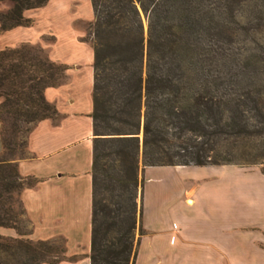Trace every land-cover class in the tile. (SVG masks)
Returning a JSON list of instances; mask_svg holds the SVG:
<instances>
[{
	"label": "trees",
	"instance_id": "obj_1",
	"mask_svg": "<svg viewBox=\"0 0 264 264\" xmlns=\"http://www.w3.org/2000/svg\"><path fill=\"white\" fill-rule=\"evenodd\" d=\"M7 1L0 32L29 25L23 10L46 2ZM90 3L89 264H133L143 231L139 163H260L264 173V0ZM67 68L39 44L0 48V226L15 231L0 234V264L75 258L65 253L64 237L32 238L20 228L19 193L38 179L21 175L16 163L26 156L19 137L56 117L43 90L63 82Z\"/></svg>",
	"mask_w": 264,
	"mask_h": 264
},
{
	"label": "crops",
	"instance_id": "obj_2",
	"mask_svg": "<svg viewBox=\"0 0 264 264\" xmlns=\"http://www.w3.org/2000/svg\"><path fill=\"white\" fill-rule=\"evenodd\" d=\"M57 1L65 4L72 0H46L42 6H37L43 8L44 19L54 17L55 25L58 22L55 17L61 11L55 5ZM83 3L85 12L77 15L91 17L90 0H83ZM29 11L30 8L23 11L27 17L32 14ZM30 27L14 26L1 31L0 44L11 45L23 35L29 36L32 34ZM67 39L51 44L50 55L52 59L75 66L69 68L66 81L43 90L44 97L54 104L57 115L39 119L26 136L27 155L17 159V170L21 175H31L38 180L23 187L19 197L31 224L29 235L33 238L60 235L65 239V253L75 255L74 259H61L52 264H89L92 48L87 43ZM60 48L64 50L62 53ZM248 171H235V181L232 180L229 186L227 174L212 172L200 176L203 186L190 184L182 189L167 188L166 193L170 192L175 203L165 201L161 206L152 203L147 206L142 202L141 234L159 228L163 233L162 246L176 249L170 253L173 257L194 258L196 261L192 264H230L231 259L238 258L243 259L239 264H264V211L260 210H264V197L260 207V198L253 196L255 189L260 190L257 187L249 188L252 197L246 199L242 179L252 177L257 170ZM255 175L264 178L260 171ZM210 178L209 186H204L208 184L205 179ZM151 211L157 219L163 220L153 225L147 215ZM245 230L256 233L248 237L239 235ZM0 234L14 235L15 231L0 226ZM179 264L187 262L180 261Z\"/></svg>",
	"mask_w": 264,
	"mask_h": 264
},
{
	"label": "rangeland",
	"instance_id": "obj_3",
	"mask_svg": "<svg viewBox=\"0 0 264 264\" xmlns=\"http://www.w3.org/2000/svg\"><path fill=\"white\" fill-rule=\"evenodd\" d=\"M9 5H10L9 1L7 0L1 1L0 9L1 10L5 9ZM55 5L60 8L59 10H61L59 11L57 18L55 17V20H58L56 25L55 22L53 23L54 17H50L47 20L44 19L45 16L44 13L42 12L43 8L39 9V7H31L30 8L31 11L29 12H31L32 14L29 16V18L31 19V23L29 25L32 26L30 27L32 34H30L29 36L23 35L22 39L17 40L14 44L11 45L0 44V48L4 46L17 45L21 42L27 41L29 43L41 45L44 48L47 55L51 58L50 48H51V44L55 43V41L65 42L68 40L67 38H69L72 39L73 42L75 41L84 42L87 43L89 46H91L90 41H88L85 38L88 37L89 22L91 21L92 16L87 17L84 15L82 16L77 15V14L81 15L85 12V6L83 0H72L71 2L68 3L67 1H65V4H62L61 1H57L55 2ZM23 15H25L24 12ZM29 25H17V26H29ZM60 50H61L60 53L64 51L61 48ZM66 64L68 68L65 71L64 81L68 79L69 68H74L75 66V64H69V63ZM138 136L139 139L141 140V130L139 131ZM19 138L20 140H25L26 133L25 134L23 133ZM0 149H1V142H0ZM23 155H27L26 149L23 152ZM261 166L262 165L260 163H224V164H218L217 166H213V167L178 168L168 165L141 166L139 163L138 183L136 186L135 202L137 207H139L140 203L142 206V202L147 206L150 205L151 203L153 205L159 204L161 206L165 201L166 202L169 201L170 203H173L175 201V198L169 196L170 192L166 193L167 190L170 188L182 189L183 187L188 186L190 184H194V186H198V185L203 186V182L202 179H200V176L212 172L214 173L223 172L227 174L228 176L227 183L229 186L232 180L235 181L233 179L234 177L233 175L235 171L249 170L248 172L253 173L256 170L260 171ZM256 173H254L252 177L250 176L248 178L245 177L244 179H242L241 185L244 188H246L245 190V192L247 193L246 199L252 197L249 188L255 189L258 187L260 189L258 192L257 189H255L256 191L254 190L253 196L255 198L257 197L258 200L260 198V207H261L262 206L261 200L264 197V178H262V176L260 175L259 176L255 175ZM211 178L205 179V181L208 184H205L204 186H209V182L211 181ZM131 191H132V187L129 185L127 191L125 190L124 193L129 195ZM255 193L257 196L255 195ZM103 194L107 196L108 191H104ZM260 210L264 211L263 208H261ZM147 215H149L148 216L149 220L152 221L153 225H156L158 221L163 220L162 218L157 219L155 212L152 211ZM25 216L23 215L21 217L20 228L24 230L30 228L31 231L30 221L27 220ZM139 224L141 225V222ZM255 233L256 232L254 230H245L242 231V233H239V235L248 237L254 235ZM162 236L163 233L159 231V228L158 229L153 228L147 232H144L143 234H140L133 264H148L150 262H152V264H179L180 261H185L187 262V264H192L193 262L196 261L194 258H187L186 260V259L173 257V255H171L170 253L175 252L176 249L175 250L172 249L171 246H169V249L164 248L162 246V242H163ZM242 260L243 259L240 258L231 259V263L230 262L229 263L239 264V261Z\"/></svg>",
	"mask_w": 264,
	"mask_h": 264
}]
</instances>
